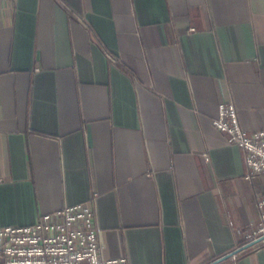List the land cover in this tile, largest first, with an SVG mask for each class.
Returning a JSON list of instances; mask_svg holds the SVG:
<instances>
[{
    "label": "crops",
    "instance_id": "1",
    "mask_svg": "<svg viewBox=\"0 0 264 264\" xmlns=\"http://www.w3.org/2000/svg\"><path fill=\"white\" fill-rule=\"evenodd\" d=\"M230 102L264 129V0H0V226L94 200L106 259L264 264Z\"/></svg>",
    "mask_w": 264,
    "mask_h": 264
},
{
    "label": "built area",
    "instance_id": "2",
    "mask_svg": "<svg viewBox=\"0 0 264 264\" xmlns=\"http://www.w3.org/2000/svg\"><path fill=\"white\" fill-rule=\"evenodd\" d=\"M111 60L114 58L108 55ZM214 126L228 134V141L243 149L253 181L264 173V129L247 132L241 128L233 102L221 103ZM258 222L238 229L240 247L264 244V197L255 199ZM97 223L94 200L67 205L43 214L28 226H0V264H128V258L106 259ZM233 259L236 255H231Z\"/></svg>",
    "mask_w": 264,
    "mask_h": 264
},
{
    "label": "water",
    "instance_id": "3",
    "mask_svg": "<svg viewBox=\"0 0 264 264\" xmlns=\"http://www.w3.org/2000/svg\"><path fill=\"white\" fill-rule=\"evenodd\" d=\"M254 244H249L247 245L245 248H249V247H252Z\"/></svg>",
    "mask_w": 264,
    "mask_h": 264
}]
</instances>
